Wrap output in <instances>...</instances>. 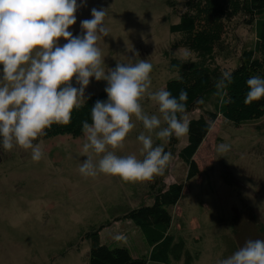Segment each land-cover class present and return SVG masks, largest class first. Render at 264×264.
<instances>
[{"label":"rangeland","instance_id":"rangeland-1","mask_svg":"<svg viewBox=\"0 0 264 264\" xmlns=\"http://www.w3.org/2000/svg\"><path fill=\"white\" fill-rule=\"evenodd\" d=\"M187 0H77L76 23L69 29L82 36L81 22L91 19L93 8L107 10L105 25L109 35L97 46L104 61L102 67L115 69L117 63L148 60L151 90L165 89L177 78L180 65L202 63L186 47H176L181 34L170 26L187 13ZM239 12L223 21L219 42L215 44L212 65L224 73L238 67L244 49L255 47L256 38ZM67 41L61 38L63 46ZM2 77V65H0ZM72 86L79 87L72 81ZM106 81L93 77L84 99L104 90ZM142 107L149 115L158 114L145 97ZM212 108L211 97L203 102ZM202 108L186 113L187 120L202 114ZM125 140L118 155H136L141 145L137 136L144 131L140 122ZM153 135L154 146L168 143ZM197 150L194 160L199 173L186 181L187 167L178 152L187 142V134L169 149L172 159L161 183L184 185V196L172 208V233L184 239L193 259L188 264H218L248 240H264V116L245 121L239 127L218 117ZM43 158L31 160L30 151L19 148L5 151L0 143V264H88L92 243L90 232L99 233L107 246L127 247L134 258L148 256L149 246L139 227L122 217L127 210L152 201L153 182L122 184L118 178L100 175L84 178L78 171L83 156L80 137L60 134L39 139ZM221 144L226 152H218ZM109 223V224H108ZM122 235L123 240L114 237ZM147 264H160L150 261ZM165 264V263H162ZM172 264H185L184 260Z\"/></svg>","mask_w":264,"mask_h":264},{"label":"clouds","instance_id":"clouds-1","mask_svg":"<svg viewBox=\"0 0 264 264\" xmlns=\"http://www.w3.org/2000/svg\"><path fill=\"white\" fill-rule=\"evenodd\" d=\"M77 9V0H0V143L5 151H30L31 160L39 162L42 142H34L53 124L70 123L94 77L107 82V101L98 100L91 108V123L82 122L81 154L86 158L79 173L84 178H118L122 184L151 181L164 174L172 159L163 145L154 146L152 134L165 142L187 134V92L174 97L164 88L152 91L153 65L148 60L117 63L105 71L97 42L109 35L104 23L108 11L93 8L92 18L81 22L83 35L74 37L69 29ZM61 38L67 41L63 46ZM73 79L79 87L72 86ZM247 87L246 105L264 98V78L250 77ZM145 97L158 114L144 111ZM135 122L144 129L137 136L142 159L117 154ZM227 150L226 144L217 148ZM218 264H264V240L246 241Z\"/></svg>","mask_w":264,"mask_h":264},{"label":"trees","instance_id":"trees-1","mask_svg":"<svg viewBox=\"0 0 264 264\" xmlns=\"http://www.w3.org/2000/svg\"><path fill=\"white\" fill-rule=\"evenodd\" d=\"M186 6L189 11L182 14L177 24L170 26V31L181 34L176 47L194 51L202 63L180 65L179 76L169 79L165 89L174 97H178L182 90L187 92L186 113H191L195 107L203 110L202 114L188 120L187 142L177 154L187 167L188 181L199 173L195 154L218 117L239 127L245 121L264 116V98L248 105L244 103L249 78H264V0H187ZM239 12L248 16L247 22L257 41L254 48L242 50L238 67L224 73L220 66L212 65L209 61L214 60L215 44L224 30L223 21L236 17ZM210 97L212 108L204 109L203 102ZM98 100L107 101L105 89L86 96L80 107L73 110L69 124H53L38 140L60 134L80 137L82 122L91 123V108ZM177 140L175 136L169 138L167 147L163 146L165 151L169 152ZM151 182L154 183L151 203L129 209L122 217L115 218L128 219L139 227L150 248L148 256L134 258L125 246H107L99 241V232L96 231L86 235H92L88 264H147L150 261L172 264L180 259L188 264L192 261L193 254L187 249L186 241L172 233L171 210L182 200L184 185L171 182L166 186L161 183V175L154 177Z\"/></svg>","mask_w":264,"mask_h":264}]
</instances>
